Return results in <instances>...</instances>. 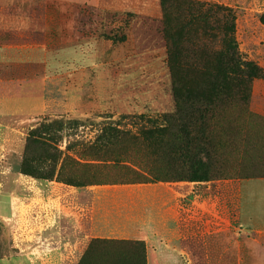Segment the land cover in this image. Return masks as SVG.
<instances>
[{
	"label": "rangeland",
	"instance_id": "rangeland-1",
	"mask_svg": "<svg viewBox=\"0 0 264 264\" xmlns=\"http://www.w3.org/2000/svg\"><path fill=\"white\" fill-rule=\"evenodd\" d=\"M177 128L197 170L159 142ZM258 177L264 0H0V264H77L93 239L151 232L150 264H264V234L236 222L237 183ZM177 213L194 218L167 245Z\"/></svg>",
	"mask_w": 264,
	"mask_h": 264
},
{
	"label": "trees",
	"instance_id": "trees-1",
	"mask_svg": "<svg viewBox=\"0 0 264 264\" xmlns=\"http://www.w3.org/2000/svg\"><path fill=\"white\" fill-rule=\"evenodd\" d=\"M162 133V130L149 134L145 133L147 136L144 137V141H155L154 136L156 134L162 135ZM198 140L189 133L182 132L181 128H177L167 140L162 138L159 142L169 146V155L174 161L190 165L193 170H197L202 166V163L197 160L198 151H196V147L193 148ZM64 166L75 170L88 167L87 164H80L71 158H67ZM72 179H75L74 176L62 181L77 188L90 184V182L81 183V181ZM143 179V176L135 173V179L132 180V183ZM205 181H207V174L201 170L194 171L189 178V182ZM77 264H147L146 248L141 241L96 238L90 242Z\"/></svg>",
	"mask_w": 264,
	"mask_h": 264
},
{
	"label": "crops",
	"instance_id": "crops-1",
	"mask_svg": "<svg viewBox=\"0 0 264 264\" xmlns=\"http://www.w3.org/2000/svg\"><path fill=\"white\" fill-rule=\"evenodd\" d=\"M71 1H74V0H71ZM194 192L195 191L193 189L187 192L176 191L175 201L180 202V198L185 197L189 193L195 194ZM202 206H203V209L206 210V207L204 205ZM206 211H207L206 216L218 218L217 214L210 212L208 210ZM153 215L154 214L152 211L150 212L149 215L146 213V216H145L146 225H147V221L150 222V226H151L152 223H155V220L164 219V216L163 218L162 216H160V218L159 217L156 218V217H153ZM171 217H172V222L173 221L175 222L174 224L172 223V225L175 226V230L173 232L175 233V237H178V239H176L175 242H173L172 240H169L166 243L167 245H170L173 243L176 245H182L184 237H183V233L181 230L180 220H182L183 222V220H186L187 218L193 219L194 215H191V216L187 215L184 218L182 214L177 213L175 216H171ZM236 222H237V225L239 226V229L245 233L264 234V177L242 179L237 183ZM223 223H224V228H226L228 223L226 221H223ZM172 225L169 222L165 223L164 227L167 229L168 233H171ZM151 227H150V232H151ZM151 234L149 235L146 234L143 239L145 248H146L147 264H150L151 252H154L152 251V246H151ZM154 235H157V234H154ZM108 239L136 240L130 237L128 238H108ZM159 243H161L162 245H166L165 239H162V237L161 239H159ZM180 257L182 260H184L183 250L181 251Z\"/></svg>",
	"mask_w": 264,
	"mask_h": 264
}]
</instances>
